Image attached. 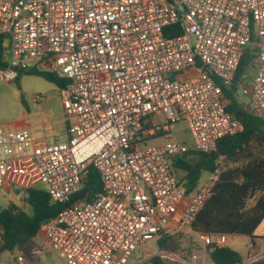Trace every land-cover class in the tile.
Wrapping results in <instances>:
<instances>
[{"label":"built area","instance_id":"1","mask_svg":"<svg viewBox=\"0 0 264 264\" xmlns=\"http://www.w3.org/2000/svg\"><path fill=\"white\" fill-rule=\"evenodd\" d=\"M0 35L7 61L0 79L37 69L64 81L66 141L36 145L29 130L0 127V193L42 183L53 202L70 203L40 229L66 264H131L140 246L166 233L190 235L206 248L225 245L229 235L192 225L226 156L192 195L172 161L215 153L220 139L243 131L223 87L250 46L253 76L241 88L242 108L264 118V0H0ZM180 121L193 149L167 136ZM90 167L102 191L73 200ZM2 233L0 225V245ZM261 257L251 244L245 264Z\"/></svg>","mask_w":264,"mask_h":264},{"label":"trees","instance_id":"2","mask_svg":"<svg viewBox=\"0 0 264 264\" xmlns=\"http://www.w3.org/2000/svg\"><path fill=\"white\" fill-rule=\"evenodd\" d=\"M255 51L251 46L244 50L232 84L223 87L226 109L242 122L243 131L220 139L215 153L192 151L172 161L173 171L181 169L184 172L178 180L180 187L187 195H192L200 185L202 173L212 171L220 155L226 156L227 167L192 225L193 231L201 234L252 237L264 219V118L246 112L242 108L244 100L240 98L244 81L251 74ZM6 67L5 37L0 35V70ZM23 74L41 76L61 89L64 86L62 79L48 72L31 69ZM102 186L101 176L94 167H90L83 188L73 200L90 201L102 191ZM24 192L28 210L9 204L0 211L3 230L0 255L4 251L12 252L24 247L37 236L43 223L56 217L70 204L53 202L47 189L39 184L24 189ZM184 241L187 246L182 247ZM157 245L161 254L176 255L185 261L199 249V243L192 236L178 232L162 234ZM207 253L212 264H244L242 256L226 245H209ZM146 264L177 263H170L157 255ZM249 264H264V257Z\"/></svg>","mask_w":264,"mask_h":264},{"label":"rangeland","instance_id":"3","mask_svg":"<svg viewBox=\"0 0 264 264\" xmlns=\"http://www.w3.org/2000/svg\"><path fill=\"white\" fill-rule=\"evenodd\" d=\"M252 74V73H251ZM193 74H182L183 78H188ZM41 99H49L46 114L37 120L39 127L43 124L50 126L52 122L58 123L60 118H64L62 107V89L48 82L41 76L37 75H21L16 81H5L0 79V127L10 128V122L21 114L24 108V102H30L35 97ZM240 98L244 100L240 90ZM171 140L183 142L193 149L194 141L185 121H180L171 126ZM161 138V137H160ZM160 139H150L147 145L159 144ZM174 174L178 180L183 177L184 172L181 169H174ZM208 177V172H203L200 182H204ZM42 185L43 184H39ZM24 196V190L13 185L9 191H1L0 193V211L9 204H18V198ZM28 210V209H26ZM228 246L237 251L243 258H247L251 249L249 247L248 238L245 236H228ZM186 242H183L185 247ZM157 239L146 242L140 246L130 259L131 264H146V262L154 256L160 255ZM23 257V260H19ZM58 254L50 249L47 242L36 236L31 239L24 247L11 251H4L0 255V264H66L62 261Z\"/></svg>","mask_w":264,"mask_h":264},{"label":"crops","instance_id":"4","mask_svg":"<svg viewBox=\"0 0 264 264\" xmlns=\"http://www.w3.org/2000/svg\"><path fill=\"white\" fill-rule=\"evenodd\" d=\"M252 74H250L245 79L244 82H248L251 79V77L253 76ZM21 75H23V74H21ZM49 99L50 98H46V99H40L37 101L35 99H32L30 102H24V108H23V111L21 112V114L16 116L10 122V124H9L10 128H3V129H5L7 131L22 130V129L29 130L34 136L36 145L44 144V143H50L51 144L54 142L66 141L68 139L69 135H68V123L66 121L65 111H64V107H63V99H64L63 97H62V107H63V112H64V118H60L58 120V123L52 122L51 125L47 126V127L45 124H43V127L41 128L37 124V120L39 118H41L44 114H46L47 106L49 104ZM159 119L161 121H163L162 117ZM170 134L167 135L168 138H170ZM155 139L162 140V142H159V143H163L167 140L166 136L161 137V138L160 137L155 138ZM201 183H203V182H200V184ZM12 187L13 186L10 187L8 185L3 189V191H5V190L9 191L12 189ZM18 188H20V187H18ZM21 189L24 190V188H21ZM24 198H25V192H24V196L22 198H18V204H15V205L21 209H28L27 205L24 202ZM37 236L40 237L42 240L46 241L48 246L50 247V249L53 250L54 252H56V254H58L60 256L59 258L65 262L63 254L53 248V246L45 238V236L43 235L41 230L38 232ZM232 236H240V235H232ZM245 237L248 238V243H249L250 249H251V244H252L254 246V250H255L256 254L261 255L262 256L261 258H263L264 257V219L262 220V222L258 225L256 230L254 231L252 237H250V236H245ZM225 245L226 246L229 245L228 240L225 243ZM228 247H230V246H228ZM195 254L198 255V258H196V259L193 258V256ZM242 258H243V256H242ZM178 259L183 261V259H181L180 257H178ZM243 259H244V263H247V261H248L247 258H243ZM185 262H187L188 264H212V262L209 259L208 253H207V248L203 245L201 240H199V249L194 250L192 256L189 258L188 261H185Z\"/></svg>","mask_w":264,"mask_h":264},{"label":"water","instance_id":"5","mask_svg":"<svg viewBox=\"0 0 264 264\" xmlns=\"http://www.w3.org/2000/svg\"><path fill=\"white\" fill-rule=\"evenodd\" d=\"M245 264V263H244Z\"/></svg>","mask_w":264,"mask_h":264}]
</instances>
